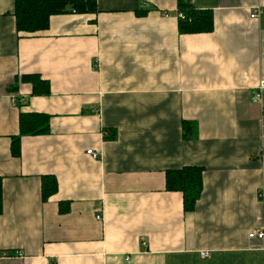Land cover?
<instances>
[{
    "label": "crops",
    "instance_id": "0c3cea01",
    "mask_svg": "<svg viewBox=\"0 0 264 264\" xmlns=\"http://www.w3.org/2000/svg\"><path fill=\"white\" fill-rule=\"evenodd\" d=\"M184 1L212 12V32L180 34L177 0H96L17 37L0 0V264H264L249 238L264 231V13L250 18L264 0ZM26 74L49 95L12 92ZM20 113L49 116V133L22 136L16 158ZM184 166L203 169L191 212L165 189ZM42 176L57 182L45 201Z\"/></svg>",
    "mask_w": 264,
    "mask_h": 264
},
{
    "label": "trees",
    "instance_id": "16d2710c",
    "mask_svg": "<svg viewBox=\"0 0 264 264\" xmlns=\"http://www.w3.org/2000/svg\"><path fill=\"white\" fill-rule=\"evenodd\" d=\"M178 32L180 34H203L213 31V17L210 10H196L184 0H177ZM96 0H13V17L17 37L36 34L49 27L50 18L58 14H95ZM146 12L140 13V16ZM29 84L34 96L49 95V84L37 74H26L15 77L10 86L11 91L17 90V83ZM49 133V116L42 113H20L18 116V134L11 137L10 153L13 157L20 156V139L24 135H46ZM197 137V126L194 122H182V138L185 140ZM116 132L104 130L103 139L113 141ZM165 189L169 192L182 194L184 212L194 210L203 189V169L197 166H184L165 172ZM57 191V182L53 176L40 178L42 201L47 200ZM60 213L66 207L60 203ZM2 212V180L0 178V213Z\"/></svg>",
    "mask_w": 264,
    "mask_h": 264
},
{
    "label": "built area",
    "instance_id": "2783aa9c",
    "mask_svg": "<svg viewBox=\"0 0 264 264\" xmlns=\"http://www.w3.org/2000/svg\"><path fill=\"white\" fill-rule=\"evenodd\" d=\"M264 13V7L262 6H255L252 10V13L250 15L251 19H259V17ZM177 18H183L181 13H177ZM264 92V81H260L256 90V93L253 96L252 102L253 103H258L261 107H263V102H262V94ZM16 100L15 98L12 99V104H15ZM86 154L88 156H90L92 159H97V154L93 151V150H87ZM259 158L260 161L262 163V170L264 172V146L262 147L261 152L259 153ZM97 220H101V216L97 215L96 216ZM249 238L253 239V238H257L259 240H263L264 239V231H257V232H251L249 234ZM5 254H3L2 256H4ZM200 256L202 258H208L209 257V253L202 251L200 252Z\"/></svg>",
    "mask_w": 264,
    "mask_h": 264
}]
</instances>
